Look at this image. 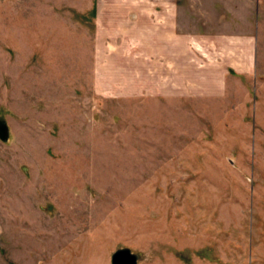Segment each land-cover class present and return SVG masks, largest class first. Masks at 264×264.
<instances>
[{
  "label": "rangeland",
  "instance_id": "1",
  "mask_svg": "<svg viewBox=\"0 0 264 264\" xmlns=\"http://www.w3.org/2000/svg\"><path fill=\"white\" fill-rule=\"evenodd\" d=\"M261 12L255 77L168 99L98 89L90 0H0V264H264Z\"/></svg>",
  "mask_w": 264,
  "mask_h": 264
},
{
  "label": "crops",
  "instance_id": "2",
  "mask_svg": "<svg viewBox=\"0 0 264 264\" xmlns=\"http://www.w3.org/2000/svg\"><path fill=\"white\" fill-rule=\"evenodd\" d=\"M263 6L261 0H90L98 89L168 99L228 94L231 82L257 74Z\"/></svg>",
  "mask_w": 264,
  "mask_h": 264
},
{
  "label": "water",
  "instance_id": "3",
  "mask_svg": "<svg viewBox=\"0 0 264 264\" xmlns=\"http://www.w3.org/2000/svg\"><path fill=\"white\" fill-rule=\"evenodd\" d=\"M0 139L8 142L10 139V127L6 120L0 119ZM113 264H139V255L129 247H122L112 255Z\"/></svg>",
  "mask_w": 264,
  "mask_h": 264
}]
</instances>
